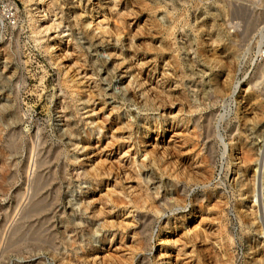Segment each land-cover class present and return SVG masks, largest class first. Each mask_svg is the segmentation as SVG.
Masks as SVG:
<instances>
[{"label": "rangeland", "instance_id": "374dc122", "mask_svg": "<svg viewBox=\"0 0 264 264\" xmlns=\"http://www.w3.org/2000/svg\"><path fill=\"white\" fill-rule=\"evenodd\" d=\"M16 1L0 128L28 145L0 213L46 159L56 244L8 264H264V0Z\"/></svg>", "mask_w": 264, "mask_h": 264}, {"label": "bare ground", "instance_id": "6f19581e", "mask_svg": "<svg viewBox=\"0 0 264 264\" xmlns=\"http://www.w3.org/2000/svg\"><path fill=\"white\" fill-rule=\"evenodd\" d=\"M235 38V35L232 36L231 41L235 42ZM261 42L260 40L259 44H261ZM259 67L261 70H264V62L259 63ZM206 93L209 94L208 96L214 101H218L226 94H229L224 92L220 84L207 86ZM212 121H218L217 112L213 113ZM232 125L233 123L229 122L227 128H229L228 131L230 135L234 136L240 131V128ZM245 129L248 132L247 135L251 136L253 143H255L256 138H254V136H261L264 131V123H260V125L256 123ZM218 135L221 137V133H218L217 127L215 128V126L211 133L209 132L208 134L211 142L208 146L209 152L215 165L219 160L218 147L216 144L219 137ZM27 145L26 141L23 140L21 129L18 130V128H13L11 132L6 135L3 128H0V193L6 192L17 177L16 172L12 169L18 165L17 160L14 158L8 161L7 159L10 155L16 154L19 149ZM35 151L36 149L34 148L31 150V157ZM246 159L253 160V155L247 152ZM46 161V159H44V161H35L36 180L33 182L32 191H28V193L24 195L16 193V196L13 198L14 201L4 212L0 213V217H2L0 221V264H8V259L13 254H20L23 252L30 253L45 243H49L53 246L56 244V236L54 233L56 225L51 215L52 207L54 209V201L50 192L51 188L48 189L47 186L48 177L41 167ZM38 165H40V169L37 168ZM27 170L30 171V167L27 168ZM226 172H228V169ZM223 183L227 185L225 181ZM248 191L255 197L259 196V200L261 199L260 191L258 194L256 193V189L253 188H249ZM55 208L57 209V206H55ZM226 230L229 233L231 247H235L238 240H236L237 237L234 229L226 227ZM255 264H263V262Z\"/></svg>", "mask_w": 264, "mask_h": 264}, {"label": "built area", "instance_id": "2783aa9c", "mask_svg": "<svg viewBox=\"0 0 264 264\" xmlns=\"http://www.w3.org/2000/svg\"><path fill=\"white\" fill-rule=\"evenodd\" d=\"M19 11L16 0H0V23L10 26L18 24Z\"/></svg>", "mask_w": 264, "mask_h": 264}]
</instances>
